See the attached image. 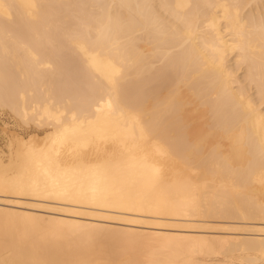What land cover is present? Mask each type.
<instances>
[{"label":"bare ground","instance_id":"6f19581e","mask_svg":"<svg viewBox=\"0 0 264 264\" xmlns=\"http://www.w3.org/2000/svg\"><path fill=\"white\" fill-rule=\"evenodd\" d=\"M0 106V264H264V0H0Z\"/></svg>","mask_w":264,"mask_h":264},{"label":"rangeland","instance_id":"374dc122","mask_svg":"<svg viewBox=\"0 0 264 264\" xmlns=\"http://www.w3.org/2000/svg\"><path fill=\"white\" fill-rule=\"evenodd\" d=\"M3 129H7L8 131H12L15 133H18L20 135L28 136L38 133L42 134L43 131L33 123H23L13 112H11L8 108L6 107H1L0 106V131ZM32 133V134H31ZM0 145L2 143L4 144V140L2 137V134H0Z\"/></svg>","mask_w":264,"mask_h":264}]
</instances>
